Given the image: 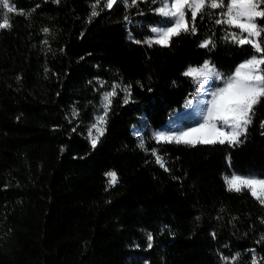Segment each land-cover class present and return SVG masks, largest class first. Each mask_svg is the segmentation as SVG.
<instances>
[{"label":"trees","instance_id":"trees-1","mask_svg":"<svg viewBox=\"0 0 264 264\" xmlns=\"http://www.w3.org/2000/svg\"><path fill=\"white\" fill-rule=\"evenodd\" d=\"M106 1L10 0L11 27L0 29V264H264V204L223 180L264 179V97L239 144L154 138L203 122L189 104L200 78L182 73L205 60L232 73L255 50L231 33H247L216 24L222 9L207 7L195 33L165 47L151 43L159 3ZM205 39L214 46L200 47ZM114 83L93 148L87 126Z\"/></svg>","mask_w":264,"mask_h":264},{"label":"snow or ice","instance_id":"snow-or-ice-1","mask_svg":"<svg viewBox=\"0 0 264 264\" xmlns=\"http://www.w3.org/2000/svg\"><path fill=\"white\" fill-rule=\"evenodd\" d=\"M58 2V0H57ZM99 0H97V3ZM123 0H107L106 7L112 8L114 3H120ZM138 0H130L131 5L137 4ZM153 3H159L161 6L154 11L161 15L163 26L152 27L151 32L155 38L151 43L167 47L171 39L180 34L181 31L192 33L196 32L195 20L198 14H202L207 7L211 9H222L220 15L222 19H216V24H226L240 30V33H247V36L231 33L233 41L241 46L251 45L255 50L254 54L241 62L234 72L225 76L219 72L215 65L205 60L202 65L189 66L182 75L186 77L202 78L201 83L205 81L212 82L213 87L210 90L211 98L207 100L203 115V122L195 127H188L186 130L177 132H157L155 139L157 142L166 143L175 142L177 144L187 145H212L239 144L243 136L252 123L254 115V105L259 103L260 98L264 97V28L256 22L257 18H264V9L260 7L264 0H152ZM191 11L192 27H188L186 11ZM0 10H3V17L0 19V29L11 27L9 22V13L14 11L10 0H0ZM96 5L92 6L91 16H97ZM127 19V17H126ZM48 32V29H44ZM228 39V36H225ZM213 45L211 39H205L200 47L205 48ZM257 53L262 55L257 56ZM215 81H221L223 86L215 84ZM127 92V90H126ZM130 95V92L127 93ZM115 95V92L106 93L104 99ZM125 103L128 102L127 95ZM110 103V101H108ZM107 105L104 107V116H99L92 128L96 129L97 136L91 139L92 147L96 146L100 135H103V124L106 122ZM99 125V126H98ZM264 127V122L261 124ZM140 147H144L143 141ZM155 155V151L153 152ZM157 163H161V158L156 157ZM110 177V184L117 183V174L114 171L106 173ZM224 183L228 191L240 192L247 189L250 194L261 204H264V179L254 176H245L233 172L231 176L223 175ZM149 247L152 246V235L147 234ZM235 259V258H234ZM252 264H256L253 258Z\"/></svg>","mask_w":264,"mask_h":264},{"label":"rangeland","instance_id":"rangeland-1","mask_svg":"<svg viewBox=\"0 0 264 264\" xmlns=\"http://www.w3.org/2000/svg\"><path fill=\"white\" fill-rule=\"evenodd\" d=\"M129 1V0H128ZM94 5V3H92V6ZM106 5H107V1H106ZM239 65V64H238ZM236 65L233 69L232 72H234L235 68L238 66ZM202 78H200L196 83H195V88L197 89L196 95L194 97V100L191 101L189 104L191 106V108L193 109V111H195V113H197V115L203 119V115H204V110L206 107V98H208V100L211 98L210 96V90L213 87V85L211 86L209 83H207L206 81L204 83H201ZM215 84H219L220 86H223L220 81H215ZM116 84L114 83L113 86L111 88L102 90L101 92V103H100V109L97 110V112L95 113V115L93 116V119L89 122L88 126H87V138L89 140V142L91 143V139L95 138L97 136V132L95 128H92L91 125L94 124L96 122V120L98 119L99 116H103V109L108 101L104 99V96L106 93H112L114 92V89H116ZM99 126V125H98ZM162 131V130H161ZM160 131V132H161ZM181 131V130H180ZM163 132H177L175 130L174 126H169L167 131H163ZM157 157V156H156ZM157 160V159H156ZM162 162V159H161ZM160 164V163H159ZM110 171H105L104 172V176L106 178V180L109 182L110 181V177H108L106 175V173H108Z\"/></svg>","mask_w":264,"mask_h":264}]
</instances>
